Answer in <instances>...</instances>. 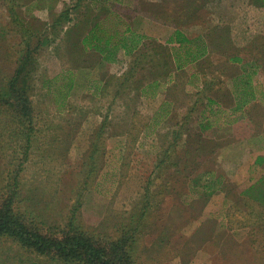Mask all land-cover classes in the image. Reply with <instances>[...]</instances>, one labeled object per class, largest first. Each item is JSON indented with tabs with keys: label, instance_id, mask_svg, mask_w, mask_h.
<instances>
[{
	"label": "rangeland",
	"instance_id": "obj_1",
	"mask_svg": "<svg viewBox=\"0 0 264 264\" xmlns=\"http://www.w3.org/2000/svg\"><path fill=\"white\" fill-rule=\"evenodd\" d=\"M113 15L142 43L104 62L83 40ZM177 30L208 46L182 70ZM259 157L264 0H0V211L31 231L120 245L128 264H264ZM0 264L81 263L0 235Z\"/></svg>",
	"mask_w": 264,
	"mask_h": 264
},
{
	"label": "trees",
	"instance_id": "obj_2",
	"mask_svg": "<svg viewBox=\"0 0 264 264\" xmlns=\"http://www.w3.org/2000/svg\"><path fill=\"white\" fill-rule=\"evenodd\" d=\"M116 1L121 3L123 0ZM113 18L116 21L111 33H107L103 25H101L102 23L99 22L96 23L83 40L86 45L93 47L94 50L101 54L104 62H114L116 60V54L121 50L127 54H132L139 49L142 43L140 39H132L131 35L129 36V34H132V29L120 16L113 15ZM168 43L173 45V57L175 65L179 70L197 63L208 54V46L202 36L191 39L180 30H177L170 37ZM28 64L29 59L27 57L22 58L19 68L11 82L13 88H15L19 76ZM240 78L242 80V88L250 85L251 81H246L245 73ZM152 86L154 85L146 87L144 93L149 92ZM245 96L236 97L237 105L234 109L235 112L244 109L253 98L250 95L247 98ZM213 103V100H208V106L210 108H212ZM22 111L24 116H30L31 109L28 102H24ZM205 117V114H203L202 119ZM203 125L202 122V127ZM206 128L205 126L204 129ZM263 163L264 157H259L256 160V164ZM247 193L250 199L264 208V175ZM0 235L12 238L25 247L33 248L39 255L55 253L68 262H79L81 264H128L127 252L120 245L121 253L119 256H116L111 255L108 248L95 245L89 239L78 235H70L61 240H52L37 232L31 231L12 214L11 202L9 201L4 204L0 211Z\"/></svg>",
	"mask_w": 264,
	"mask_h": 264
}]
</instances>
